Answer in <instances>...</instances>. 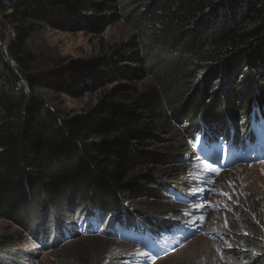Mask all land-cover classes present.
Returning <instances> with one entry per match:
<instances>
[{"label":"trees","instance_id":"obj_1","mask_svg":"<svg viewBox=\"0 0 264 264\" xmlns=\"http://www.w3.org/2000/svg\"><path fill=\"white\" fill-rule=\"evenodd\" d=\"M118 21L129 38L33 71L39 30L101 34ZM46 90L97 101L64 116ZM255 113L264 115V0H0V219L47 248L89 233L173 242L186 230L148 202L182 197L185 146L163 149L159 134L177 125L213 146L238 140ZM262 227L227 254L264 264ZM27 258L0 235V264Z\"/></svg>","mask_w":264,"mask_h":264},{"label":"rangeland","instance_id":"obj_2","mask_svg":"<svg viewBox=\"0 0 264 264\" xmlns=\"http://www.w3.org/2000/svg\"><path fill=\"white\" fill-rule=\"evenodd\" d=\"M131 34L120 21L101 34L41 29L30 41L35 59L33 71L48 73L60 66L85 61ZM148 85V81L138 84L142 88ZM41 95L50 109L64 116H79L97 101L94 93L69 97L46 90ZM246 120L240 118L238 121L240 133ZM159 135L164 142L163 149L185 146L180 152L181 157L186 158L183 166L186 169L181 177L188 182L181 191V198H176L177 193L173 192L169 195V203L148 202L156 209L167 208L165 216L170 220L169 224L175 222L186 230L177 231V239L173 242L161 243L163 254L154 259L139 245L125 243L119 234L108 237L89 233L78 239L56 241L47 248L0 219V235H14L28 254L27 261L22 264H243V260L227 253L244 248L238 244V235L253 237L256 227L263 226L264 230V222L254 219L256 214L264 219V160L219 169L216 164L200 159L196 145L189 140L191 134L182 131L181 126L171 125L167 132ZM260 243L264 251L263 234Z\"/></svg>","mask_w":264,"mask_h":264},{"label":"snow or ice","instance_id":"obj_3","mask_svg":"<svg viewBox=\"0 0 264 264\" xmlns=\"http://www.w3.org/2000/svg\"><path fill=\"white\" fill-rule=\"evenodd\" d=\"M213 171H215V169H212Z\"/></svg>","mask_w":264,"mask_h":264}]
</instances>
